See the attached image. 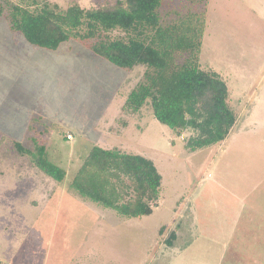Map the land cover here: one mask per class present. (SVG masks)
<instances>
[{"label":"rangeland","instance_id":"374dc122","mask_svg":"<svg viewBox=\"0 0 264 264\" xmlns=\"http://www.w3.org/2000/svg\"><path fill=\"white\" fill-rule=\"evenodd\" d=\"M158 11L162 24L203 14L199 64L226 81L236 113L223 141L189 151L149 102L123 111L145 66L117 67L73 39L36 47L0 18V264H264V0H162ZM13 141L43 143L65 179ZM93 145L154 162L162 180L150 214L120 216L69 188Z\"/></svg>","mask_w":264,"mask_h":264},{"label":"trees","instance_id":"16d2710c","mask_svg":"<svg viewBox=\"0 0 264 264\" xmlns=\"http://www.w3.org/2000/svg\"><path fill=\"white\" fill-rule=\"evenodd\" d=\"M161 2L115 0L83 8L77 2L61 6L50 0H0V18L36 47L55 50L73 39L117 67L145 66L143 81L131 88L122 110L133 113L149 102L154 117L181 137L187 150L194 151L223 141L236 113L226 81L217 72L200 67L203 14L189 12L162 24ZM116 29L127 36L110 37ZM13 147L55 181L65 179L66 169L47 158L43 143L36 142L30 149L13 141ZM161 180L151 159L117 147L93 145L68 186L120 216L138 217L158 205ZM174 233L166 238L168 244Z\"/></svg>","mask_w":264,"mask_h":264},{"label":"crops","instance_id":"0c3cea01","mask_svg":"<svg viewBox=\"0 0 264 264\" xmlns=\"http://www.w3.org/2000/svg\"><path fill=\"white\" fill-rule=\"evenodd\" d=\"M29 128H30V127H29ZM67 133H68V132H67ZM39 139H40V138H39ZM102 147H103V146H102ZM112 147H113V146H112ZM105 148H111V147H105ZM87 152H88V151H87ZM85 156H86V155H85ZM85 156H84V157H85ZM83 159H84V158H83ZM83 159H82V160H83ZM81 162H82V161H81ZM81 162L78 164L77 169H78V167L80 166ZM77 169H76V170H77ZM76 170H75V171H76ZM0 260H1V261H4V260H5V257L0 258Z\"/></svg>","mask_w":264,"mask_h":264},{"label":"built area","instance_id":"2783aa9c","mask_svg":"<svg viewBox=\"0 0 264 264\" xmlns=\"http://www.w3.org/2000/svg\"><path fill=\"white\" fill-rule=\"evenodd\" d=\"M66 138H67V139H71V134H70V133H67V134H66Z\"/></svg>","mask_w":264,"mask_h":264}]
</instances>
